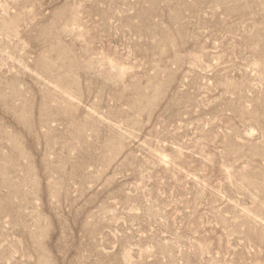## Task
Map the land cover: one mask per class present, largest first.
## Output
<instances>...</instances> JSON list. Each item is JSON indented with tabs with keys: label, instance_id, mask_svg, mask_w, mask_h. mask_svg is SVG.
<instances>
[{
	"label": "rangeland",
	"instance_id": "1",
	"mask_svg": "<svg viewBox=\"0 0 264 264\" xmlns=\"http://www.w3.org/2000/svg\"><path fill=\"white\" fill-rule=\"evenodd\" d=\"M0 264H264V0H0Z\"/></svg>",
	"mask_w": 264,
	"mask_h": 264
}]
</instances>
